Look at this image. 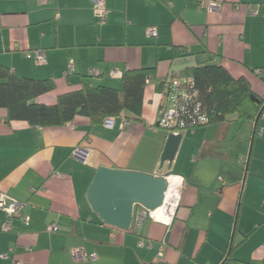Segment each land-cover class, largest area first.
Returning <instances> with one entry per match:
<instances>
[{"label":"crops","instance_id":"crops-1","mask_svg":"<svg viewBox=\"0 0 264 264\" xmlns=\"http://www.w3.org/2000/svg\"><path fill=\"white\" fill-rule=\"evenodd\" d=\"M209 1L219 8L207 9ZM104 4L100 19L91 0H0V64L17 77L52 79L54 89L40 102L54 103L84 82L118 88L123 70L155 67L142 120L122 113L105 127L78 115L61 126L35 127L7 122L0 108V192L24 202L29 217L28 225L12 219L3 231L0 210V264H264V109L256 121L231 114L183 131L171 165L161 168L168 133L151 129L165 90L159 82L186 77L197 64H220L264 100V0ZM149 27L156 37L147 36ZM36 50L44 63L35 61ZM70 59L74 71L65 76ZM77 146L89 148L86 161L71 156ZM99 165L181 175L171 225L147 220L125 231L101 223L85 198ZM139 239L152 246H139ZM78 247L96 258L75 260Z\"/></svg>","mask_w":264,"mask_h":264},{"label":"trees","instance_id":"trees-1","mask_svg":"<svg viewBox=\"0 0 264 264\" xmlns=\"http://www.w3.org/2000/svg\"><path fill=\"white\" fill-rule=\"evenodd\" d=\"M154 74L155 67L125 69L118 88L84 82L59 94L54 103L48 104L37 99L54 89L52 79L17 77L0 64V108L5 109L7 122L22 120L35 127L61 126L78 115L88 117L92 123H101L104 118L121 113L126 119L142 120L144 89ZM186 74L183 78L191 79V90L207 116V122L196 127L222 123L231 114L240 121H256L264 109V100L252 92L248 81L232 77L220 64H197L188 68ZM166 81L167 77L159 82L161 91ZM193 121L187 120L188 125Z\"/></svg>","mask_w":264,"mask_h":264},{"label":"built area","instance_id":"built-area-1","mask_svg":"<svg viewBox=\"0 0 264 264\" xmlns=\"http://www.w3.org/2000/svg\"><path fill=\"white\" fill-rule=\"evenodd\" d=\"M45 2L46 0H41ZM93 4V9L95 13L100 17V19L105 18V4L104 0H91ZM220 3L215 1H209L206 4L207 9H218ZM250 10V8H249ZM146 34L149 37H156L157 31L154 27H149L146 29ZM28 55V54H27ZM34 58L37 63L45 62V55L42 51H34ZM74 71V62L70 59L67 62L64 75L67 76ZM92 74H97L96 69L91 70ZM114 75V71L111 72ZM258 73H260L258 71ZM192 82L190 78H183L176 75H169L167 77L165 90L162 93L161 106L159 107L157 120L151 129L155 130L160 127L166 129L168 133H182L183 131L193 129L196 125H201L207 122V116L201 109V104L197 101L195 93L191 90ZM122 114V113H121ZM193 119L194 121L188 125L187 120ZM115 122V117L104 118L102 123L105 127H112ZM123 125L126 123V119L123 118ZM89 154L88 147H74L71 150V156L77 158L81 161H86ZM167 184V188L164 194L163 202L159 207H162L166 204L165 195L169 189L171 181L174 182V186L171 190L170 199L167 202L169 209V216L167 218H156L154 215L155 209H148L144 206L138 205L137 208H134L132 223L129 229L133 231L138 230L145 219H150L151 221L158 222L166 227L170 226L174 217L176 210L180 203L182 186L184 179L181 175L169 173L164 176ZM0 210L4 213L5 218L2 223V230L9 231L11 229L12 219H18L23 225L29 224V217L25 213V203L16 199L15 197L9 195L6 192H0ZM49 230H56L54 224H50L48 227ZM138 245L141 247H151L152 242L150 240L139 239ZM160 254V252H159ZM72 255L75 260H94L96 258L95 253L87 251L83 247H78L72 249ZM2 256L6 257V253ZM17 264V263H15Z\"/></svg>","mask_w":264,"mask_h":264},{"label":"water","instance_id":"water-1","mask_svg":"<svg viewBox=\"0 0 264 264\" xmlns=\"http://www.w3.org/2000/svg\"><path fill=\"white\" fill-rule=\"evenodd\" d=\"M181 138V133H168L160 156V168L164 162L171 165ZM166 188L162 175L99 165L87 186L85 198L101 223L127 231L135 205L148 209L159 207Z\"/></svg>","mask_w":264,"mask_h":264},{"label":"bare ground","instance_id":"bare-ground-1","mask_svg":"<svg viewBox=\"0 0 264 264\" xmlns=\"http://www.w3.org/2000/svg\"><path fill=\"white\" fill-rule=\"evenodd\" d=\"M173 186H174V182L171 181L169 189L167 190L166 195H165L166 204L170 199V195L172 193L171 190H172ZM166 204L162 207L157 208V210H155L154 215L156 218H167L169 216V214H170L169 209H171V208L169 206H167Z\"/></svg>","mask_w":264,"mask_h":264},{"label":"rangeland","instance_id":"rangeland-1","mask_svg":"<svg viewBox=\"0 0 264 264\" xmlns=\"http://www.w3.org/2000/svg\"><path fill=\"white\" fill-rule=\"evenodd\" d=\"M147 220H148V221H151L150 219H145L144 222L147 221Z\"/></svg>","mask_w":264,"mask_h":264}]
</instances>
